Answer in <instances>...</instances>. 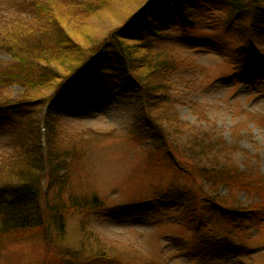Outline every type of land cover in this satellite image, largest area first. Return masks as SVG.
Returning <instances> with one entry per match:
<instances>
[{"label": "trees", "instance_id": "16d2710c", "mask_svg": "<svg viewBox=\"0 0 264 264\" xmlns=\"http://www.w3.org/2000/svg\"><path fill=\"white\" fill-rule=\"evenodd\" d=\"M122 9L120 21L102 36L87 35L96 17L118 16ZM20 10L30 13L34 21H0V50L11 57L8 66L0 63V132L11 133L15 142L11 154L0 162V239L20 241L43 233L48 264L92 260L80 259L82 254L72 251L56 253L47 231L52 225L63 236L70 216L80 215L87 225L94 211L105 208L96 193L89 196L76 191L83 151L75 142L65 146L55 135L58 124L50 121L51 141L44 154L41 120L33 116L45 100L37 97L42 90L52 89L45 101L55 105L61 100L56 95L75 77H87L90 94L120 91L135 100L138 112L133 133L153 137L156 151L151 158L170 164L177 172L186 171L191 180L200 176L211 182V188L215 183L229 188L242 185L257 195L264 191L253 176L256 171L241 176L230 160L234 145L220 136L216 139L213 130L180 118L174 105L173 76L185 60L171 47L168 51L169 44L215 43L214 36L233 30L240 39L233 54L240 64L254 65L264 59L256 39L264 37V0H27L20 1ZM201 19L221 30L200 38L196 32ZM12 83L23 86L25 93L12 96ZM59 115L62 112L52 119ZM210 191L196 183L194 188L163 190L158 198L185 204L195 215L209 211L211 204L223 215H238ZM242 210L264 212L260 203Z\"/></svg>", "mask_w": 264, "mask_h": 264}, {"label": "rangeland", "instance_id": "374dc122", "mask_svg": "<svg viewBox=\"0 0 264 264\" xmlns=\"http://www.w3.org/2000/svg\"><path fill=\"white\" fill-rule=\"evenodd\" d=\"M20 1L27 0H0V21H34L30 13L20 10ZM124 13L122 9L118 16L96 17L87 35L102 36ZM199 21L196 33L200 38L221 30ZM213 38L217 41L209 44H169L168 51L171 47L185 60L173 76L175 110L184 122L213 130L216 139L220 136L234 145L229 158L241 176L256 171L253 176L264 185V74L260 73H264V59L244 67L233 54L240 43L235 31ZM256 39L264 50V37ZM10 61V55L0 50V63L8 66ZM85 78L75 77L60 90L56 100H61L51 104L49 115L44 104L52 89L42 90L37 97L45 100L33 112L48 122V130L50 121L58 124L55 135L65 146L75 142L83 151L76 191L89 196L96 193L107 207L94 211L87 225L80 215L70 216L63 236L48 226L56 253L72 251L81 253L80 259L101 258L91 264H264V212L242 210L259 203L264 208V191L257 195L242 185L229 188L215 183L211 188V182L202 177L191 180L186 171L177 172L170 164L151 158L156 151L153 137L133 133L138 112L135 100L120 91L90 94ZM9 91L18 97L25 88L12 83ZM58 112H62L58 120L52 119ZM13 144L9 134L0 132V162L11 154ZM196 183L205 185L210 195L218 196L215 200L225 201L224 206L237 210L240 217L223 215L211 204L209 211L195 215L202 222L195 228L197 221L188 222L185 204L154 200L163 190L194 188ZM49 196L53 199L54 192ZM47 255L43 233L20 241L0 239V264H48Z\"/></svg>", "mask_w": 264, "mask_h": 264}]
</instances>
